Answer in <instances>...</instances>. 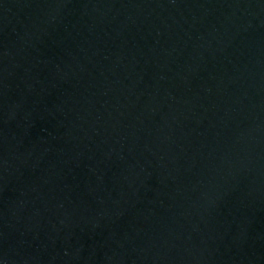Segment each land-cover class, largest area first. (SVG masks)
I'll list each match as a JSON object with an SVG mask.
<instances>
[{
	"label": "water",
	"instance_id": "obj_1",
	"mask_svg": "<svg viewBox=\"0 0 264 264\" xmlns=\"http://www.w3.org/2000/svg\"><path fill=\"white\" fill-rule=\"evenodd\" d=\"M0 264H264V0H0Z\"/></svg>",
	"mask_w": 264,
	"mask_h": 264
}]
</instances>
